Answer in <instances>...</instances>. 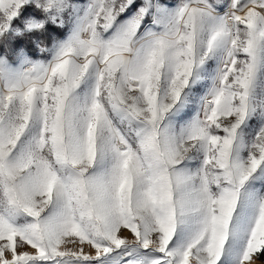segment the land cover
<instances>
[{"label": "snow or ice", "instance_id": "1", "mask_svg": "<svg viewBox=\"0 0 264 264\" xmlns=\"http://www.w3.org/2000/svg\"><path fill=\"white\" fill-rule=\"evenodd\" d=\"M0 264H264V0H0Z\"/></svg>", "mask_w": 264, "mask_h": 264}]
</instances>
